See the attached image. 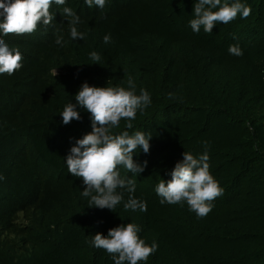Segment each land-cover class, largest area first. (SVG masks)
Returning a JSON list of instances; mask_svg holds the SVG:
<instances>
[{
	"label": "trees",
	"instance_id": "trees-1",
	"mask_svg": "<svg viewBox=\"0 0 264 264\" xmlns=\"http://www.w3.org/2000/svg\"><path fill=\"white\" fill-rule=\"evenodd\" d=\"M195 2L106 0L100 9L66 0L53 4L51 25L0 34L23 56L20 70L0 74V264H114L91 240L127 223L158 245L139 264H264V0H241L250 16L217 23L211 34L191 30ZM64 7L80 17L83 40H72ZM233 44L243 56L229 54ZM93 51L99 62L89 58ZM129 77L151 104L138 110L132 129L121 120L113 132L152 134L149 153L138 149L133 157L147 161L145 170L134 176L120 168L136 180L135 198L147 211H125L126 192L113 210L89 208L82 178L66 166L76 140L92 131L75 95L85 82L127 88ZM68 101L82 119L64 125ZM185 151H207L224 189L203 218L186 202L161 204L155 191Z\"/></svg>",
	"mask_w": 264,
	"mask_h": 264
},
{
	"label": "clouds",
	"instance_id": "clouds-1",
	"mask_svg": "<svg viewBox=\"0 0 264 264\" xmlns=\"http://www.w3.org/2000/svg\"><path fill=\"white\" fill-rule=\"evenodd\" d=\"M66 0H0V34L31 35L40 25L45 27L52 24L55 14L51 11L53 4L64 5ZM91 8L95 4L100 9L105 7L106 0H85ZM218 9V10H217ZM251 6L241 0H196L193 18L189 21L191 30L199 34L201 29L211 34L217 23L228 24L239 15L247 19L251 14ZM64 16L68 19L72 40H83L85 34L78 32L76 25L80 17L70 7L63 8ZM104 43L111 42V36L105 35ZM57 45L63 44V36L55 39ZM230 55L241 57L243 50L239 44L229 45ZM92 61L99 62L101 56L93 51L89 54ZM23 56L19 48H10L3 38H0V74L12 75L22 68ZM98 64V63H97ZM57 75L56 69L53 70ZM79 108L90 113L92 131L82 139L76 140L66 157L68 172L82 178L86 186L82 191L84 197H90L89 204L99 209L113 210L124 200L125 192L128 199L124 210L135 212L147 211V202L135 198L136 180L122 176L120 168L138 176L147 167L134 160L138 149L148 154L152 134L135 131L130 134L125 130L119 134L113 129L120 127V121H127L124 127L132 129L138 110L143 111L151 104L147 90L140 89L136 94V85L131 77L127 79V88L122 86H89L87 82L81 85L75 95ZM64 125L73 120L82 119L77 110V104L67 102L61 114ZM210 157L204 154L194 156L190 152L183 153V160L177 162L171 171V179L160 180L155 188L160 203L180 204L186 202L189 210L197 218L206 217L214 208L213 201L222 196L224 189L210 173ZM3 177L0 176V180ZM119 189V191H118ZM141 228L135 223L121 224L110 229L107 237L97 233L91 244L103 249L112 258L114 264H139L147 262L154 254L158 245L153 242L150 246L141 239Z\"/></svg>",
	"mask_w": 264,
	"mask_h": 264
}]
</instances>
